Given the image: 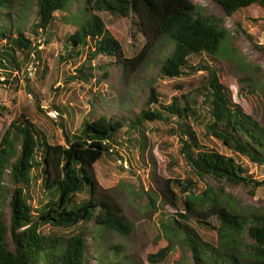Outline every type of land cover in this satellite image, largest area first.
Wrapping results in <instances>:
<instances>
[{
	"label": "trees",
	"instance_id": "1",
	"mask_svg": "<svg viewBox=\"0 0 264 264\" xmlns=\"http://www.w3.org/2000/svg\"><path fill=\"white\" fill-rule=\"evenodd\" d=\"M73 1L35 0L34 29L47 34L52 30L55 13H67ZM210 1L219 5L226 17L254 7L264 12V0ZM10 3L11 0H0V11L8 9ZM82 5L80 17L71 21L77 27L64 38L57 64H72L83 49H86V61L65 76L64 85L87 83L93 68L86 67V63L98 56L112 59L123 72H132L143 65L160 40L169 46L161 62L160 77L177 79L186 71L199 69L188 63L191 56L212 57L229 39L222 20L207 15L203 7L192 0H84ZM97 13L134 18L145 42L142 50L132 58H124L121 37L105 29ZM1 43L0 85H7L20 68L15 54L26 52L27 57L32 51L33 60L39 61V53L2 14ZM254 47L264 55V47ZM199 67L207 72V77L205 85L193 93L194 97L181 95L164 105L151 89L149 98L132 121L103 112L88 119V113L82 118L80 134L76 135L60 120L64 145L50 144L25 113L14 116L0 136V264H38L41 259L45 264H86V230L91 222L100 231L128 236L131 227L120 215L110 192L96 182L93 164L103 155H116L123 148L122 130L131 135L145 122H174L184 138H181L180 153L198 179L209 176L230 186L250 189L263 186L264 181L254 180L235 159L197 142L194 127H203L205 136L215 139L232 155L264 167V124L231 101L227 83L220 80L213 69L206 64ZM198 96L203 97L204 114L195 102ZM35 100L36 110L43 112L39 107L40 94H36ZM125 141L143 147L134 137ZM172 183L188 194L182 211L172 215L161 212L158 223L164 234L182 241L195 264H264V210H241L227 196L217 195L210 188L195 195L189 179L172 180ZM162 195L164 201L175 206L169 187L164 188ZM78 196L83 198L78 201ZM154 196L157 194L150 196L149 207H153L151 197ZM211 217L217 219L218 226L207 222ZM190 223L200 232L191 228ZM210 232L215 233L216 241L213 236L204 238V233ZM113 249L120 252L118 247L108 248V251ZM171 249L170 245L164 247L147 255L146 260L149 264H158ZM128 263L134 264V261ZM176 263L183 264L181 259Z\"/></svg>",
	"mask_w": 264,
	"mask_h": 264
},
{
	"label": "rangeland",
	"instance_id": "2",
	"mask_svg": "<svg viewBox=\"0 0 264 264\" xmlns=\"http://www.w3.org/2000/svg\"><path fill=\"white\" fill-rule=\"evenodd\" d=\"M192 1L203 7L207 15L220 18L229 35L228 41L212 57L201 54L188 59L190 66L198 67V70L186 71L177 79L160 77L161 62L169 52L168 44L160 40L157 49L151 52L143 65L132 72H123L113 64L112 59L98 56L88 63L89 66L86 63V67L93 68L89 72L92 77L87 83L71 82L64 85L65 76L86 61V49H83L81 56L72 64H57L64 38L77 27L71 21L80 17L84 0H74L67 13H55L52 30L47 34L34 29L35 0H11L9 8L2 9L0 14L7 16L12 27L20 29L24 37L32 43L31 47L39 53V61L33 60L32 51L27 57L26 52L18 51L15 54L20 68L12 74V83L0 85V136L13 117L20 112L25 113L44 133L50 144L59 145H64L60 120L70 133L76 135L80 134L82 118L88 113V119L103 112L132 121L135 113L140 111L149 98L151 89H154L159 102L164 105L181 95L194 97L193 93L200 90L206 82L207 72L199 67L202 64L213 69L219 79L227 83L234 104L245 114L264 124V55L254 47H264V12L254 7L250 11H241L232 17H226L219 5L210 0ZM96 15L102 20L105 29L121 37L124 58H132L142 50L145 42L134 18L124 19L107 13ZM247 67H251V74ZM94 79L99 82L96 84ZM36 94L41 96L39 107L43 112L36 110ZM202 100L203 97L198 96L195 102L199 111L204 114L206 107L201 106L204 105ZM55 110L60 113V117L51 119L47 113ZM121 132L123 148L116 155H103L93 164V171L98 185L110 192L120 215L130 225L131 232L122 237L112 232L100 231L92 222L88 224L86 264H129V260H133L134 264H149L147 255L169 245L172 247L171 251L158 264H177L179 259L183 264H195L182 241L164 234L158 223L159 213L172 215L182 211L188 194L183 193L172 180L184 182L189 179L195 195L210 188L217 195L227 196L241 210H264V185L250 189L242 185L230 186L209 176L198 179L180 153L181 138H184L179 135L173 121L164 124L145 122L143 127H139L131 135L123 133L124 130ZM194 132L200 145L235 159L247 169V173L254 180L264 181V167H258L244 157L232 155L215 139L205 136L203 127H194ZM129 137L141 141L143 147L126 143L125 140ZM166 186L174 194V207L164 201L162 191ZM152 193L157 194V197H151L154 200L153 207H149ZM82 198L77 197L78 201ZM207 222L218 226L214 217ZM189 226L200 232L195 224L190 223ZM43 232L46 233V229ZM203 236L206 239L213 236L215 241L217 238L211 232L204 233ZM115 247L120 248V252L114 249L108 251V248ZM38 264H45V261L41 259Z\"/></svg>",
	"mask_w": 264,
	"mask_h": 264
},
{
	"label": "built area",
	"instance_id": "3",
	"mask_svg": "<svg viewBox=\"0 0 264 264\" xmlns=\"http://www.w3.org/2000/svg\"><path fill=\"white\" fill-rule=\"evenodd\" d=\"M31 67H32V63L30 64V69H31ZM47 114L51 119H56L58 117L57 111H50Z\"/></svg>",
	"mask_w": 264,
	"mask_h": 264
}]
</instances>
